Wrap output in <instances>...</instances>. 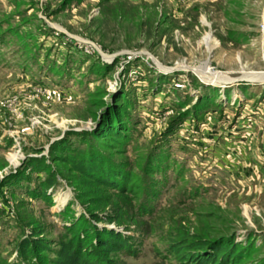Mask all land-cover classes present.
<instances>
[{
  "label": "rangeland",
  "instance_id": "1",
  "mask_svg": "<svg viewBox=\"0 0 264 264\" xmlns=\"http://www.w3.org/2000/svg\"><path fill=\"white\" fill-rule=\"evenodd\" d=\"M256 77L264 0H0V264H29L15 249L31 224L50 241L90 217L72 166L92 152L134 174L121 264H188L169 251L180 230L264 264V175L215 155L238 136L264 153ZM50 172L52 205L30 194Z\"/></svg>",
  "mask_w": 264,
  "mask_h": 264
},
{
  "label": "trees",
  "instance_id": "2",
  "mask_svg": "<svg viewBox=\"0 0 264 264\" xmlns=\"http://www.w3.org/2000/svg\"><path fill=\"white\" fill-rule=\"evenodd\" d=\"M106 117L107 115L104 121ZM118 135L130 139L126 132H120ZM63 160H66V156ZM72 167L81 173L82 196L90 199L94 205L93 209L104 212L99 214L88 206L90 217L81 214L70 224L62 226L63 232L58 240L49 241L43 238L45 229L41 225L31 224L28 233L23 229L25 236L21 235L16 244L15 250L19 258L29 264H121L113 255H136L132 250L133 237L116 228L123 227L127 231V223L132 220V216H141L140 208H135L129 196V193L135 191L133 172L128 170L125 164L118 170L111 167L103 155L94 156V152L79 162H73ZM42 170L47 172L49 166L43 167ZM55 185L56 179L50 172L42 179L41 190L30 194L33 197H41L52 205V198L47 192ZM108 207L112 209L106 211ZM129 211H132L131 214ZM66 214L67 212H64V215ZM102 222L108 226L101 228L98 224ZM177 236L178 241L175 240L171 244L169 251L188 264H233L241 257L240 253L236 255L237 246H224L222 242L207 240L197 233L191 235L186 230H180ZM51 244L56 248H52ZM186 250L195 252L187 255ZM44 251L51 252L54 256L47 258L42 254ZM19 262L14 264H20Z\"/></svg>",
  "mask_w": 264,
  "mask_h": 264
},
{
  "label": "crops",
  "instance_id": "3",
  "mask_svg": "<svg viewBox=\"0 0 264 264\" xmlns=\"http://www.w3.org/2000/svg\"><path fill=\"white\" fill-rule=\"evenodd\" d=\"M235 138L236 140L233 141L236 143H229L227 138H224L225 141L223 139L220 140L219 144L221 145V149L215 153V155L218 156V159L225 163L226 161H231V163L251 161L253 165H255V168L264 175V170L260 166L261 161H259V158L264 160V153H259V147L257 146L261 140L258 139V144H256L255 139L243 140L239 136ZM262 142L261 146L264 145V135L262 136ZM228 146H230V148H228ZM259 171L258 174H255L257 172L254 171V174L258 176Z\"/></svg>",
  "mask_w": 264,
  "mask_h": 264
},
{
  "label": "bare ground",
  "instance_id": "4",
  "mask_svg": "<svg viewBox=\"0 0 264 264\" xmlns=\"http://www.w3.org/2000/svg\"><path fill=\"white\" fill-rule=\"evenodd\" d=\"M212 76H214V75H212ZM203 77H205V79H207V80H210L209 82L211 83H218L220 80L219 79H213V78H211V76L210 75H208V74H205ZM261 79H264V77H256L255 78V80H261ZM221 83V82H220ZM19 155L16 153V154H13L12 156H11V161L13 162V163H18V160H19ZM65 202H66V200L64 199V200H62L61 201V204L62 205H64L65 204Z\"/></svg>",
  "mask_w": 264,
  "mask_h": 264
},
{
  "label": "water",
  "instance_id": "5",
  "mask_svg": "<svg viewBox=\"0 0 264 264\" xmlns=\"http://www.w3.org/2000/svg\"><path fill=\"white\" fill-rule=\"evenodd\" d=\"M239 80H241V81H251L250 79H247V78H245L244 76H241V77H239V78H236L234 81H239ZM233 81V82H234ZM227 83H230V82H227ZM112 227H114V226H112Z\"/></svg>",
  "mask_w": 264,
  "mask_h": 264
}]
</instances>
